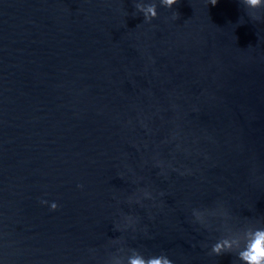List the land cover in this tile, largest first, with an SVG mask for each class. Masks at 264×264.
<instances>
[{"label": "water", "instance_id": "1", "mask_svg": "<svg viewBox=\"0 0 264 264\" xmlns=\"http://www.w3.org/2000/svg\"><path fill=\"white\" fill-rule=\"evenodd\" d=\"M258 228L264 7L0 0V264H242Z\"/></svg>", "mask_w": 264, "mask_h": 264}, {"label": "clouds", "instance_id": "2", "mask_svg": "<svg viewBox=\"0 0 264 264\" xmlns=\"http://www.w3.org/2000/svg\"><path fill=\"white\" fill-rule=\"evenodd\" d=\"M217 2L218 0H209V3L213 6L216 5ZM160 3L164 7L171 8L174 4L178 3V0H160ZM242 3L247 8L264 7V0H242ZM136 8L138 11L144 13L145 21L150 22L157 17L155 3L149 4L146 9L137 3ZM174 18L176 17L174 16ZM254 18L258 19V17ZM42 203H47V201H42ZM50 207L52 210H56L58 205L53 202ZM248 235L251 238L246 240L243 249L237 253L238 259L242 261V264H264V228H258ZM231 247L232 242L224 240L214 244L211 251L215 255H221L226 250L230 251ZM128 264H172V261L164 255L145 258L137 252L136 255L128 258Z\"/></svg>", "mask_w": 264, "mask_h": 264}]
</instances>
